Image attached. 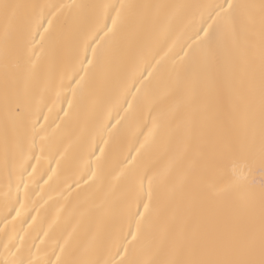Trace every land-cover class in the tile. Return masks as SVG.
Segmentation results:
<instances>
[{"label": "bare ground", "instance_id": "bare-ground-1", "mask_svg": "<svg viewBox=\"0 0 264 264\" xmlns=\"http://www.w3.org/2000/svg\"><path fill=\"white\" fill-rule=\"evenodd\" d=\"M12 2L42 7L21 10L7 46L0 20V264H165L181 232H259L244 37L209 51L204 31L226 0ZM225 141L244 142L235 167L213 163Z\"/></svg>", "mask_w": 264, "mask_h": 264}, {"label": "snow or ice", "instance_id": "snow-or-ice-1", "mask_svg": "<svg viewBox=\"0 0 264 264\" xmlns=\"http://www.w3.org/2000/svg\"><path fill=\"white\" fill-rule=\"evenodd\" d=\"M226 4V7L224 5L216 6L219 9L216 16L221 20L220 30L213 34H209L207 30H204L205 36L209 51H211L214 41L222 38L225 33L231 34L234 39L240 36L244 37V71L239 81L241 95L240 104L237 107H242L246 118H251L254 115L255 99L258 92L261 129L260 164L261 168L264 169V0H261L259 5L250 3L234 4L231 0H226ZM40 7L42 6L26 5L12 2V0H0V20L3 21L2 39L5 46H7L12 33L21 24V10H35ZM120 7L124 9L130 6L121 5ZM120 15L121 13L118 11L117 18ZM257 18L259 22L258 31L256 29ZM48 23L51 24V21ZM115 24L116 19L113 20V25L115 26ZM45 31H48V29H45ZM30 35L31 33L25 28V38ZM41 38L43 39V37ZM5 97L7 100V73ZM17 111H19V107H17ZM238 144L241 150L245 146L243 141L223 142L221 150L213 163L224 168L229 165L235 167ZM9 155L10 146L6 136L4 144L5 166L8 165ZM151 185L152 181L149 180V200L152 197ZM208 190L214 192L215 186L209 185ZM229 190H231V186ZM260 202L261 216L258 233L255 229H249L243 233L225 232L211 226L206 229L197 227L190 232H181L170 239L169 249L173 258L166 261L165 264H264V182L261 185ZM144 208L145 211H148L149 204H145ZM138 214L141 217L143 216L142 213ZM133 239H135V235H133ZM61 251H63V247H61ZM20 264H23V262L21 261ZM57 264H76V262H60L59 257H57ZM88 264H99V262L90 261ZM144 264H156V261L149 260L145 261Z\"/></svg>", "mask_w": 264, "mask_h": 264}]
</instances>
